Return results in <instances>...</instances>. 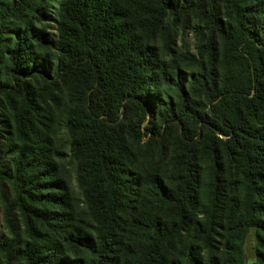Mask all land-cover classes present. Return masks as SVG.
<instances>
[{"label":"trees","instance_id":"1","mask_svg":"<svg viewBox=\"0 0 264 264\" xmlns=\"http://www.w3.org/2000/svg\"><path fill=\"white\" fill-rule=\"evenodd\" d=\"M188 28L198 55L176 51ZM66 80L84 211L43 104ZM166 133L171 174L137 175L136 145ZM0 206V264H245L252 229L264 264V0H0Z\"/></svg>","mask_w":264,"mask_h":264},{"label":"rangeland","instance_id":"2","mask_svg":"<svg viewBox=\"0 0 264 264\" xmlns=\"http://www.w3.org/2000/svg\"><path fill=\"white\" fill-rule=\"evenodd\" d=\"M59 0H51L52 5L56 8L58 7ZM39 26L46 30L51 38H59L58 29L55 23H45L39 24ZM155 46V62L159 60L169 61L171 59L163 50V40L157 38L150 41ZM200 43L195 32L192 28L186 29L185 33L178 31L175 37V48L178 53H183L185 51L197 54V46ZM48 51L50 55L54 56L57 52L52 48H46L43 52ZM160 57H158V56ZM41 85V84H40ZM40 87V86H39ZM74 83L72 81L66 80L60 84L58 91H55V96L50 99L51 96L45 93L48 104H44L45 111L50 117V130L54 132L53 140L54 146L65 151V156L62 158L55 157L56 162L59 166V175L65 181L69 188L71 194L75 197L76 203L80 211L87 210V205L85 202V197L83 194V188L77 179V167L78 160L72 157L70 152V141L71 136L66 129V121L69 116V108L75 99L74 93ZM164 88L162 84L159 86L153 85V89L160 93V90ZM162 95V94H161ZM74 105V104H73ZM180 140L175 133H166L163 143L165 145L164 150L161 148V141L152 139L151 135H146L143 141L136 145L134 151L136 152V165L132 168L137 175L144 174H158L159 176L171 174L172 167V157L177 150H180ZM4 190L10 193L9 187L5 186ZM137 202L135 206L129 210L128 213L123 214V233L124 238L127 237L126 230L129 228L130 218L133 215L142 216L145 213L154 211L153 197L147 191L138 194ZM142 214V215H141ZM2 223V208L0 206V229ZM256 260V239L255 230L252 229L246 240L245 244V264H253Z\"/></svg>","mask_w":264,"mask_h":264}]
</instances>
